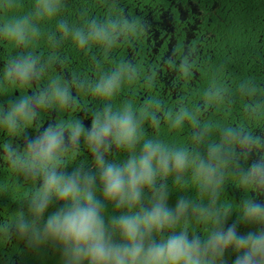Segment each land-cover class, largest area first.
<instances>
[{
    "label": "trees",
    "instance_id": "16d2710c",
    "mask_svg": "<svg viewBox=\"0 0 264 264\" xmlns=\"http://www.w3.org/2000/svg\"><path fill=\"white\" fill-rule=\"evenodd\" d=\"M20 4L15 14L31 12L32 0H20ZM63 5L55 19L39 22L41 34L31 41L38 48L43 73L28 83L18 81L16 94H1L0 109L7 111L13 101L26 95L47 92L52 80L67 84L75 100L66 109L37 107L36 119L15 132L19 140L33 138L51 124L90 121L105 106L114 111L130 106L147 138L184 148L192 157L205 160L210 158V149L219 146L213 163L219 167L223 184L214 207L228 214V223L237 221L246 195L264 199V193L246 191L239 181L241 171L248 166L245 152L264 157V0H63ZM189 5L196 7L198 16ZM11 14L0 10V24ZM165 20L171 25L170 33L157 25ZM61 21L69 27L66 37L59 30ZM196 21L195 34L190 37ZM93 24L107 29L108 38L90 40L85 48H78L72 32L80 29L87 36ZM155 31L160 34L159 46L152 40ZM50 37L66 48L60 61L46 54L53 46L45 44ZM31 42L27 47H16L1 40V45L13 59L27 54ZM113 72L121 73L119 89L110 98L94 95L96 82ZM182 113L187 115L177 125L176 118ZM1 130L4 136L13 134L3 125ZM235 134L239 136L233 138ZM242 140L251 141V145ZM126 158L127 153L115 146L108 155L110 160ZM81 165L94 169L83 138L75 155L66 160V170ZM190 177L191 172L186 178ZM167 183L169 206L174 207L184 197L191 205L213 207L209 197L199 193L190 180L184 188L175 187L171 178ZM38 187L37 179L17 171L12 163L0 165L4 223L11 224L20 211L27 214L28 197ZM148 203L146 196L144 205ZM58 206L54 203L49 211ZM119 211L108 205L106 220ZM185 223L190 234L204 235L210 227L198 222L191 206ZM239 230L246 232L249 226L240 224ZM50 247L54 250L47 260L58 262L59 251ZM44 248L40 245V255L46 258ZM34 256L32 264H38L39 253Z\"/></svg>",
    "mask_w": 264,
    "mask_h": 264
},
{
    "label": "clouds",
    "instance_id": "9594fccd",
    "mask_svg": "<svg viewBox=\"0 0 264 264\" xmlns=\"http://www.w3.org/2000/svg\"><path fill=\"white\" fill-rule=\"evenodd\" d=\"M20 6V0H0V10L13 13L0 24V39L16 47H27L41 34L39 22L55 19L64 5L63 0H32L31 12L17 15L14 10ZM92 29L87 36L80 29L72 32L78 48L108 38L107 29L95 24ZM59 30L62 36L69 35L63 21ZM43 71L39 57L29 52L9 62L5 77L28 83ZM120 82L121 73L113 72L98 80L92 92L110 98ZM74 100L67 84L52 80L47 92L26 95L7 111L0 109V125L14 133L36 119L37 107L66 109ZM185 115L180 114L175 123L180 124ZM141 123L130 106L115 111L105 106L90 121L45 126L26 141L23 155L8 146L12 166L37 179L39 187L28 197L27 214L20 211L11 224L0 225V232L19 235L30 247L55 246L62 264H264V199L246 195L232 223L227 213L214 207L223 184L213 163L219 146L210 149L207 160L192 157L184 148L145 137ZM81 138L94 169L81 165L68 171L66 160L78 151ZM241 142L251 145V141ZM113 146L126 152L127 158L108 159ZM189 172L191 177L186 178ZM169 178L177 188L188 186L190 180L213 207L191 205L184 197L169 206ZM239 181L246 191L264 193V157L252 159ZM54 203L59 206L49 211ZM108 205L120 211L106 220ZM190 206L198 222L210 225L206 234L189 233L185 222ZM240 224L249 230L241 232Z\"/></svg>",
    "mask_w": 264,
    "mask_h": 264
},
{
    "label": "flooded vegetation",
    "instance_id": "af4514ba",
    "mask_svg": "<svg viewBox=\"0 0 264 264\" xmlns=\"http://www.w3.org/2000/svg\"><path fill=\"white\" fill-rule=\"evenodd\" d=\"M194 14L197 16L199 15V12L196 10L193 11ZM198 22L196 21L194 23V26L190 28L189 35L190 37H193L195 34V29L197 27ZM160 34L158 31H155L153 34L152 40L156 43V46H159L157 44L158 38ZM191 39V38H190ZM0 39V97L1 94H7L9 91H14L16 94V85L18 81H10L5 77V69L7 68L9 62L12 60L10 59L7 54L5 48L1 45ZM51 44L53 45L52 48H48V52H46L48 57H52L57 59V61H60L65 55L66 48L64 46H58V41L56 40H46L45 44ZM38 48L35 47V43L30 44L29 48L27 49L28 53L31 52L33 55H37ZM8 60V61H7ZM53 68L60 71V66L58 64H54ZM28 93L31 94V91L29 90ZM4 108H6V105H4ZM2 109V108H1ZM17 132V131H16ZM5 134L1 130L0 125V165L3 166L5 164H11V161H5L7 158H9L7 147L8 145L17 153H22L23 150H25L26 141L29 139L26 136H23L20 140L18 139L17 135H15V132L9 136H4ZM11 160V159H10ZM0 203H2V200H0ZM4 218L2 215V210L0 209V225L4 224H10L9 222L4 223ZM47 251L46 258L44 256L40 255V246L37 247H30L25 238L19 236V235H11L9 237L8 234L0 232V264H32V259L35 258V254L38 252L39 256L37 257L38 264H62V258L61 253L59 251L58 254V262H51L50 260H47L51 254V251L54 250V248L50 247V244H45V248ZM46 260V262H45Z\"/></svg>",
    "mask_w": 264,
    "mask_h": 264
},
{
    "label": "rangeland",
    "instance_id": "374dc122",
    "mask_svg": "<svg viewBox=\"0 0 264 264\" xmlns=\"http://www.w3.org/2000/svg\"><path fill=\"white\" fill-rule=\"evenodd\" d=\"M189 6H190V8H191L192 10H195V8H196L194 5H189ZM157 25H158L159 27H161L163 31H166V32H168V33H170V32L172 31L171 25H170L166 20L163 21V22H161V23H158ZM245 153H246L247 156H248V163H249L252 159H255L256 157L259 156L258 153H249V152H245Z\"/></svg>",
    "mask_w": 264,
    "mask_h": 264
}]
</instances>
